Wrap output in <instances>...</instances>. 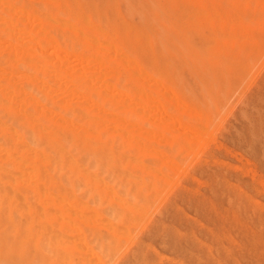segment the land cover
Here are the masks:
<instances>
[{
    "label": "rangeland",
    "instance_id": "374dc122",
    "mask_svg": "<svg viewBox=\"0 0 264 264\" xmlns=\"http://www.w3.org/2000/svg\"><path fill=\"white\" fill-rule=\"evenodd\" d=\"M171 1L165 20L170 25L162 36L152 34L153 46L140 56L158 78L150 81V111L145 117L139 96L134 107L145 119L134 116L131 122L124 115L119 132L128 139L114 137L121 129L108 133L114 123L105 133L122 143L115 153L142 163L127 164L137 173L133 191L140 209L121 211L110 230L97 219L77 221L82 217L74 207L69 217L76 223L0 227V264H264V0ZM116 6L126 16V4ZM18 22L20 34L26 22ZM71 54L60 58L80 72L86 61ZM131 123L132 129L124 127ZM134 135L147 148L141 150Z\"/></svg>",
    "mask_w": 264,
    "mask_h": 264
},
{
    "label": "bare ground",
    "instance_id": "6f19581e",
    "mask_svg": "<svg viewBox=\"0 0 264 264\" xmlns=\"http://www.w3.org/2000/svg\"><path fill=\"white\" fill-rule=\"evenodd\" d=\"M170 1L136 0L133 4L129 0H106L104 8L93 0H0V227L47 229L57 223L69 224L74 207L82 217L77 221L86 225L97 219L96 223L108 225L110 230L118 223L121 211L140 209L133 191H137V173L127 168L128 163L139 159H126L115 153L114 147L122 144L116 139L123 135L119 132L123 120L129 115L131 122L134 116L145 119L150 111L148 102L154 100L150 81L158 78L151 72L149 60L141 61L140 56L153 46L152 34L162 36L166 31ZM117 3L126 4L128 15L117 11ZM18 21L25 23L20 34L29 29L26 36L19 34ZM52 53L60 60L55 61ZM71 53L86 61L80 72L65 66V58L61 60ZM95 69L98 75L92 72ZM138 98L145 99L139 106L144 107L145 117L138 115L139 107H134ZM132 124L124 127L131 125L132 129ZM106 127L112 128L108 133L121 129L115 132L116 139L105 134ZM135 140L141 141L138 137ZM138 142L140 147L143 141ZM77 189L86 199L76 194ZM132 222L136 223L135 219Z\"/></svg>",
    "mask_w": 264,
    "mask_h": 264
}]
</instances>
